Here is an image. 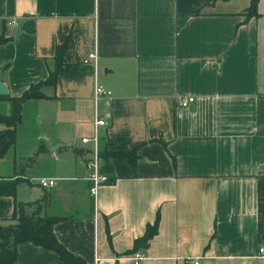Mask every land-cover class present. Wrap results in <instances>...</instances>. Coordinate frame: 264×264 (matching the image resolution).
Here are the masks:
<instances>
[{
  "label": "crops",
  "instance_id": "1",
  "mask_svg": "<svg viewBox=\"0 0 264 264\" xmlns=\"http://www.w3.org/2000/svg\"><path fill=\"white\" fill-rule=\"evenodd\" d=\"M250 1L0 0L10 95L46 79L67 34L63 60L82 66L23 101L0 159V180L19 178L14 195H0V223L16 205L40 203L58 217L57 239L88 264H264V0L248 15ZM95 83L110 94L95 99ZM94 131L100 148L137 154L134 170L100 157L108 180L95 195L91 141L81 142ZM156 216L148 245L132 250ZM13 264L63 262L23 242Z\"/></svg>",
  "mask_w": 264,
  "mask_h": 264
},
{
  "label": "trees",
  "instance_id": "2",
  "mask_svg": "<svg viewBox=\"0 0 264 264\" xmlns=\"http://www.w3.org/2000/svg\"><path fill=\"white\" fill-rule=\"evenodd\" d=\"M258 0H251L247 8V14L256 13V4ZM70 34H67L60 43L55 45L53 67L49 70L46 79L41 80L27 89L20 95H0V102L8 103V113L0 112V159L4 156L6 150L15 142L16 128L21 121V106L24 100L30 98L46 97L43 92V86L54 87L56 78L61 73H72L79 71L82 66L79 64L66 63L63 60L64 52L69 43ZM9 39L0 34V43ZM165 144L164 142H162ZM99 157L115 156L124 157L135 169V160L137 158L136 148L133 147L124 151H107L99 147ZM35 155L27 158V164H30ZM19 178L1 179L0 195H14L16 184ZM58 217L46 214L42 211L40 203L32 202L22 204L5 223H0V264H13L16 259L17 245L23 242H31L40 245L46 249L54 251L63 264H88L81 256L69 251L55 236L52 225ZM158 225V216L153 223H148L142 236L136 238L133 242L132 250L140 247H146L150 238L156 233Z\"/></svg>",
  "mask_w": 264,
  "mask_h": 264
},
{
  "label": "built area",
  "instance_id": "3",
  "mask_svg": "<svg viewBox=\"0 0 264 264\" xmlns=\"http://www.w3.org/2000/svg\"><path fill=\"white\" fill-rule=\"evenodd\" d=\"M97 54L95 51L90 52L87 55L86 62L89 60H93L94 63L96 62ZM110 91L105 89L101 84L95 83L94 84V98L98 99L99 97L103 95H109ZM195 100V97L192 95L188 96H182L179 98V105L180 106H188L191 102ZM95 126L99 124H103L104 120L102 117L96 115L95 116ZM88 141H91V150L90 154L91 156L86 161V167L88 168V180L90 181V192L95 195L97 188L100 184L107 182L108 177L107 175L101 170L100 167V157L98 154L99 146H98V136L96 131H94V134L91 137H83L81 138L82 143H87ZM53 179H46L41 178L39 179V184L41 186L47 187L54 184ZM261 252H263V248L261 247L259 249ZM143 254L141 252H135L132 256V259L135 263H138L140 259H142Z\"/></svg>",
  "mask_w": 264,
  "mask_h": 264
},
{
  "label": "rangeland",
  "instance_id": "4",
  "mask_svg": "<svg viewBox=\"0 0 264 264\" xmlns=\"http://www.w3.org/2000/svg\"><path fill=\"white\" fill-rule=\"evenodd\" d=\"M8 155V154H7ZM37 156V155H36ZM91 156V154H88V157H90ZM21 158V157H20ZM19 157H17V165H18V163L20 162V161H22V160H24V159H20ZM37 158V157H36ZM26 160H27V158H26ZM23 166V167H22ZM21 166V171H23V172H27V170H28V168H30V166H27V165H22ZM35 167H37V169H39L41 166L40 165H37V166H35ZM35 167H33V169H31V170H35L36 168ZM22 186H25V184L24 183H22L21 184ZM20 185V186H21ZM22 186L21 187H19L20 189L22 188Z\"/></svg>",
  "mask_w": 264,
  "mask_h": 264
},
{
  "label": "water",
  "instance_id": "5",
  "mask_svg": "<svg viewBox=\"0 0 264 264\" xmlns=\"http://www.w3.org/2000/svg\"><path fill=\"white\" fill-rule=\"evenodd\" d=\"M0 74H1V69H0ZM9 94V88L7 84L1 79L0 76V95H7Z\"/></svg>",
  "mask_w": 264,
  "mask_h": 264
}]
</instances>
